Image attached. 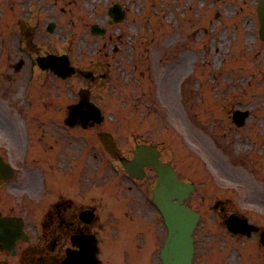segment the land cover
<instances>
[{
	"label": "rangeland",
	"instance_id": "1",
	"mask_svg": "<svg viewBox=\"0 0 264 264\" xmlns=\"http://www.w3.org/2000/svg\"><path fill=\"white\" fill-rule=\"evenodd\" d=\"M115 1L122 2L129 13L128 18L118 24L108 23L109 16L101 11V6L105 4L109 6ZM2 2L6 6L5 15L7 20L4 24L3 20L0 21V90H3L2 87L11 88L12 93L20 95H28L33 92L34 86L26 93L22 91L27 73L28 52L36 55L52 50L62 51L72 45L74 55L78 54L82 59L81 63L85 66L93 64L98 60V56L102 55H95L96 49L103 48L100 36H91L87 32V27H85L87 24H83L81 30L77 28L78 22L83 23L84 19L76 18L74 13L70 11L69 8L74 5L75 1L2 0ZM87 2L88 5H84ZM61 4L66 7L65 13H62L59 9ZM254 6L255 0H220L218 3H212V0H87L80 4L81 10L89 19L92 18L97 23L107 26L110 24L109 31L114 34L113 42L116 38L121 45L124 44L123 50L120 52L122 56L121 63H123V66L124 63L129 64L130 68L129 77L121 68L119 70L117 67V61L120 57L115 59L117 61L112 60L111 66L115 68L114 77L101 92L108 103L105 109L111 112L115 111L113 109H116V107L119 108L120 112L114 116L115 119L117 118L118 121L119 118L121 124H128L129 127H139L141 129L150 127L152 130L160 128L161 124L157 122L156 116L147 115L144 105L149 102L145 103L142 100L136 103L132 100L135 99L134 97H130L132 99H128L126 102L122 99L115 103L110 102L112 97L109 96H113L112 94H134L138 96L141 94L140 89H145L146 93L151 95L150 102L155 101L153 107L161 109L167 115L168 125L165 129L168 131L169 158L173 161H176L177 151L185 145L182 143V136L177 127L181 129L184 127L189 132H191V129L186 122L188 121L186 115L181 114L178 116L179 109L174 101L175 94L166 95L169 91V84L171 86L174 83L173 80L172 84L170 82L172 75H177L182 79L181 87L184 88L188 82H194L196 72L201 70L208 73L209 71L212 75L211 80L210 76L207 75L204 81L206 94H202L203 86L198 91V94L206 99L205 104L208 100L209 104H213L207 93L209 89L216 102L218 100L223 101V110H230L240 105H249L253 110L259 109L262 102H259L255 95L260 89V87H257L256 80L259 77L257 75L259 68L264 65L262 54L257 60H248V68L244 70V64H246L244 39L248 42H254L256 36L257 22L252 18ZM217 12L218 15H216ZM8 19L9 24L7 23ZM246 19V34L244 36V20ZM51 20L56 22V26L55 30L49 33L45 31V25ZM229 42H231V49L229 48ZM248 42L245 47L249 51L251 43ZM260 42L257 41L255 46L261 47ZM228 44L229 46H227ZM21 45L24 47L23 51H21ZM111 47L112 44H108L107 49H111ZM234 54L237 56L234 57ZM20 57L26 59V65L16 72L11 65ZM91 58H93V62H90ZM179 61H182V64L181 62L178 63ZM132 67L136 68L135 72H132ZM175 67L180 70L179 73H175ZM141 70H145L146 73H151V75L145 73V76L141 77ZM244 75L248 76L249 79L250 76H254L252 82H249L248 85H246V81L244 82ZM48 78L45 73L37 72L35 76L36 84L46 83ZM161 79L165 95L156 92L158 80ZM246 79L247 77H245ZM198 81L202 83L201 76H198ZM70 82L75 83L76 81L72 79ZM125 82L127 86L124 85ZM176 84L174 83L173 86H176ZM113 85L117 86L114 91L112 89ZM65 86L62 83L63 90L61 92L63 93L66 91ZM36 89L38 90V88ZM41 90H43V87ZM55 90L54 88L53 92ZM221 91H225L226 97H223ZM215 93L217 97L213 96ZM158 97H162L163 101H160ZM184 100L185 112L190 116L187 111V101ZM190 105H192V111H201L202 102L199 97L193 100L190 99ZM134 109L137 112L142 110L140 116L136 113L140 117L136 118L137 124L130 121ZM122 110L124 112H121ZM179 119H181V122ZM176 124H181L182 127L175 126ZM74 165L78 166V169L81 167L79 164ZM90 166L91 164L88 167ZM88 170L90 173L91 169ZM72 172L76 173L77 171L73 169ZM202 190L201 192H203ZM208 202H210L208 196L204 201L197 196L191 200V204H198L204 210L206 219L209 216ZM145 216L150 222H153L156 215L154 211H151L146 212ZM155 222H158V220L156 219ZM202 226H205V229L198 231L195 264L200 263L204 252L202 250H205L213 241L215 242L212 247H222L227 255L231 250L235 251L236 261L233 264H244L243 241L232 240L220 230L218 233L214 232L216 234L214 240L207 242L209 225L202 223L199 228L201 229ZM109 234H111V231ZM212 236L213 234H211ZM228 250L230 251L227 252ZM133 253H135V250ZM213 254L214 252L205 256L203 264H215L214 258L217 257H214ZM134 261L137 262L135 264H143L141 259L137 258V255H134Z\"/></svg>",
	"mask_w": 264,
	"mask_h": 264
},
{
	"label": "flooded vegetation",
	"instance_id": "2",
	"mask_svg": "<svg viewBox=\"0 0 264 264\" xmlns=\"http://www.w3.org/2000/svg\"><path fill=\"white\" fill-rule=\"evenodd\" d=\"M45 214L43 225L47 229L38 247L20 245L19 261L22 264L54 263L73 230L81 225L73 210L72 201L62 195L49 203Z\"/></svg>",
	"mask_w": 264,
	"mask_h": 264
},
{
	"label": "water",
	"instance_id": "3",
	"mask_svg": "<svg viewBox=\"0 0 264 264\" xmlns=\"http://www.w3.org/2000/svg\"><path fill=\"white\" fill-rule=\"evenodd\" d=\"M185 235H187V232L184 234V241L182 242V244L185 243V240H186ZM186 237H187V236H186Z\"/></svg>",
	"mask_w": 264,
	"mask_h": 264
},
{
	"label": "bare ground",
	"instance_id": "4",
	"mask_svg": "<svg viewBox=\"0 0 264 264\" xmlns=\"http://www.w3.org/2000/svg\"><path fill=\"white\" fill-rule=\"evenodd\" d=\"M232 258H234V254H232Z\"/></svg>",
	"mask_w": 264,
	"mask_h": 264
}]
</instances>
